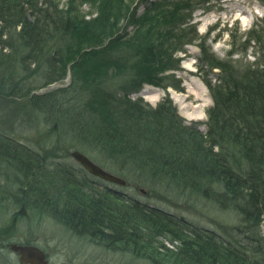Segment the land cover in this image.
Here are the masks:
<instances>
[{"label": "trees", "instance_id": "trees-1", "mask_svg": "<svg viewBox=\"0 0 264 264\" xmlns=\"http://www.w3.org/2000/svg\"><path fill=\"white\" fill-rule=\"evenodd\" d=\"M208 1L0 0V99L29 96L52 133L130 181L231 214V234L102 188L83 167L52 163L0 132V199L15 207L9 228L35 212L153 264H264V23L233 35L219 58L205 47L209 34L189 23ZM199 39L213 100L206 133L186 124L169 96L156 106L131 98L144 85L180 89L168 73ZM68 77V86L38 93Z\"/></svg>", "mask_w": 264, "mask_h": 264}, {"label": "rangeland", "instance_id": "rangeland-1", "mask_svg": "<svg viewBox=\"0 0 264 264\" xmlns=\"http://www.w3.org/2000/svg\"><path fill=\"white\" fill-rule=\"evenodd\" d=\"M145 7V3L141 4L138 14L143 13ZM85 9L88 10L87 7ZM189 23L196 27L201 37L209 34L205 47L210 48L215 56L224 59L232 49L233 35L238 36L256 24L264 23V0H209L193 10ZM131 30L130 27L128 31ZM202 44L204 40L199 39L186 45L185 50L178 53V57L181 58L180 69L168 73L169 76H175L171 80L176 82L180 89L172 86L162 88L144 85L139 92L131 94V98L141 97L145 102L156 106L169 96L185 123L188 125L197 123L198 128L206 133L208 110L213 105V100L203 80L206 71H202L200 67L203 56L200 47ZM252 52V49L248 51L249 59ZM211 77L215 76L211 75ZM37 79L40 81L39 78ZM29 81L33 80L29 79ZM70 82L71 77H68L63 82L40 89L38 93L52 92L68 86ZM29 98L25 96L0 99V132L43 154L52 163L64 162L76 169H81L82 165L71 154L79 151L107 172L126 181V185L123 186L89 174V178L96 185L131 196L171 216L202 229L214 231L223 237L231 234L227 230H232L236 225L231 214L212 209L195 196L177 198L171 192L160 189L159 186L151 188L138 185L133 179L130 181L121 168L109 166L98 157V154L74 143L67 136L52 133L50 125L37 119L42 116L31 110ZM22 106L26 108L23 110ZM14 210L11 200L0 199V264H20L19 255L11 250V245L14 243L19 245L30 243L29 245L39 247L46 252L49 264H153L147 259L135 257L130 253L111 251L87 239L77 237L52 217L37 215L35 212L29 213L14 224L13 228H9ZM262 232L264 235V226ZM165 245L169 248L173 247L169 242H165Z\"/></svg>", "mask_w": 264, "mask_h": 264}, {"label": "water", "instance_id": "water-1", "mask_svg": "<svg viewBox=\"0 0 264 264\" xmlns=\"http://www.w3.org/2000/svg\"><path fill=\"white\" fill-rule=\"evenodd\" d=\"M71 156L78 161L82 167L91 175L103 179L107 182L126 185V181L116 175H113L101 166L91 161L86 155L79 151L72 152ZM11 250L19 255L20 264H49V259L45 251L34 245L12 244ZM64 264V263H62Z\"/></svg>", "mask_w": 264, "mask_h": 264}]
</instances>
